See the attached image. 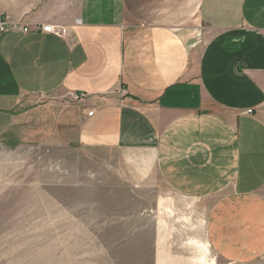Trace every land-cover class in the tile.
I'll return each instance as SVG.
<instances>
[{"label":"crops","instance_id":"0c3cea01","mask_svg":"<svg viewBox=\"0 0 264 264\" xmlns=\"http://www.w3.org/2000/svg\"><path fill=\"white\" fill-rule=\"evenodd\" d=\"M29 2L1 16L30 30L0 34V142L140 153L220 258L263 257L264 0Z\"/></svg>","mask_w":264,"mask_h":264},{"label":"rangeland","instance_id":"374dc122","mask_svg":"<svg viewBox=\"0 0 264 264\" xmlns=\"http://www.w3.org/2000/svg\"><path fill=\"white\" fill-rule=\"evenodd\" d=\"M29 1L0 0V17L28 11ZM142 159L0 142V264H264L220 258L205 202L176 193Z\"/></svg>","mask_w":264,"mask_h":264},{"label":"built area","instance_id":"2783aa9c","mask_svg":"<svg viewBox=\"0 0 264 264\" xmlns=\"http://www.w3.org/2000/svg\"><path fill=\"white\" fill-rule=\"evenodd\" d=\"M37 29H41L42 31L49 32L56 34L60 37H67L68 36V30L65 26L60 25H54L52 23H42L40 25H37ZM17 29H23L24 31H29V26H21L18 22H12L9 19L1 18L0 17V34H3L10 30H17ZM84 93H74L73 99L74 100H81L85 98ZM248 112H252V109H249ZM89 115H93V111L89 112Z\"/></svg>","mask_w":264,"mask_h":264},{"label":"bare ground","instance_id":"6f19581e","mask_svg":"<svg viewBox=\"0 0 264 264\" xmlns=\"http://www.w3.org/2000/svg\"><path fill=\"white\" fill-rule=\"evenodd\" d=\"M204 247L202 248V250H203V254H207L209 251H210V249L208 248V247H206L205 245H203ZM197 248H198V246H197ZM201 250V249H200ZM204 259V258H203ZM207 260V259H206ZM210 262H212V264H217V262L215 263V260L213 259V260H211Z\"/></svg>","mask_w":264,"mask_h":264}]
</instances>
